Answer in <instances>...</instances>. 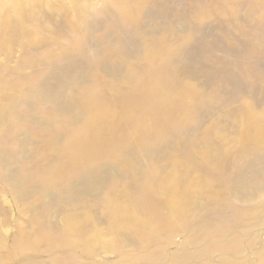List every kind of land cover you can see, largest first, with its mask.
Returning a JSON list of instances; mask_svg holds the SVG:
<instances>
[{
	"label": "rangeland",
	"instance_id": "1",
	"mask_svg": "<svg viewBox=\"0 0 264 264\" xmlns=\"http://www.w3.org/2000/svg\"><path fill=\"white\" fill-rule=\"evenodd\" d=\"M0 264H264V0H0Z\"/></svg>",
	"mask_w": 264,
	"mask_h": 264
}]
</instances>
